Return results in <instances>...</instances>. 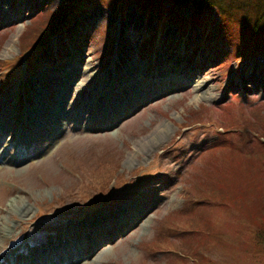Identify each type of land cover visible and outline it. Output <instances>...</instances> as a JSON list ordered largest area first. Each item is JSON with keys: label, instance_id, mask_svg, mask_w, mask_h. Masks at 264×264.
I'll return each mask as SVG.
<instances>
[{"label": "rangeland", "instance_id": "374dc122", "mask_svg": "<svg viewBox=\"0 0 264 264\" xmlns=\"http://www.w3.org/2000/svg\"><path fill=\"white\" fill-rule=\"evenodd\" d=\"M7 3L24 16L8 23L0 19V117L4 112L23 120L36 107L35 78L50 70L53 63L48 59L55 62L57 49L63 47L70 51L68 58L71 53L77 58L83 54L95 65L90 70L94 76L72 93L71 107L81 105L103 73L110 81L115 62L126 60L125 53L142 56H132L140 64L141 83L147 91L155 85L161 91L144 95L135 104L121 91L124 81L116 80L113 87L121 98L115 101V95L105 94L106 117L96 116L94 106L82 111L83 120L92 123L105 122L112 112L117 119L110 127H75L73 118V127L55 140L50 135L6 148L9 154L21 148L26 155L14 164L0 162V221L14 227L6 238L0 236L5 248L0 256L14 248L35 247L40 233L67 242L66 230L72 227L77 233L76 225H83L86 215L100 207L111 211L136 193L142 203L157 195L144 207L149 223L142 226L135 220L103 246L96 241L98 253L93 255L85 247L89 256L79 264H264V90L247 81L254 69L264 74V53L250 51L246 58H234L230 44L221 37L214 9L203 15L201 23L183 9L191 20H184L185 38L180 41V30L171 22L159 24L157 15L143 14L134 5L119 15L105 2L86 6L88 10L71 26L26 51L24 35L30 31V37L43 27L61 0ZM107 32L113 39L109 43L103 39ZM150 40L154 46L147 47ZM171 65L177 68L176 83L181 85L172 97L163 90L165 83L154 84L153 77ZM193 73L207 79L214 91L228 79L233 86L224 87L214 99L198 98L185 81ZM122 104L126 111H121ZM163 123L169 135L147 148L146 154L133 155L138 141H146ZM17 127L27 131L16 120L11 135ZM29 152L35 153L27 156ZM14 199L30 207L29 215H18L11 204ZM60 227L65 230L60 232Z\"/></svg>", "mask_w": 264, "mask_h": 264}, {"label": "bare ground", "instance_id": "6f19581e", "mask_svg": "<svg viewBox=\"0 0 264 264\" xmlns=\"http://www.w3.org/2000/svg\"><path fill=\"white\" fill-rule=\"evenodd\" d=\"M6 3L7 0H0V19L4 22L8 23V20L13 22L15 20L18 21L24 16L23 14L21 15V13L17 12L18 10L16 5H9L10 2L6 5ZM4 4L7 6L6 10H2V6ZM11 12H14V14H11ZM133 20L134 17L131 18V22H133ZM48 46L45 49V53H48L47 51L50 48ZM56 52L59 53L55 62H52L51 58L48 59L49 63H53V65H55H52L50 70L42 72V74L35 78V85L39 88L38 92L34 95L36 107L33 111L27 112L23 116V120L20 118V115L14 116L15 120H13L11 116H5L4 112L0 117V133L2 134V131L5 132L2 136L3 139L0 140L1 163L8 162L10 164H14L19 162L18 160H21L23 157L25 158L26 154L23 150H21V148L20 150L15 149V151L9 154L7 152L8 150H6L7 147H21L24 143L29 145L34 142L35 139H45L50 135H52L50 137L55 140L63 130H66L68 127H73L70 124L73 118H75V127L98 126V124H100L101 128L102 126L110 127L113 125L117 119L115 117L117 115L112 114L110 111L109 114H107V117L109 115L111 116H109V119L107 118L105 122L98 120L96 123H92L90 121L85 122L83 120L82 111L84 108L94 106L96 108L94 112L96 116L99 115L100 119L106 117L103 114L108 112L105 111V108L107 107V103L104 102L105 94L111 93L112 95H115V101H119L121 98L120 90L113 87L114 83L116 86V80L119 81L122 79L124 81V87L121 88V91L125 90L128 97L130 95L135 104H138L142 96L155 95L158 91H161V89L156 87V85L151 89V91H147L141 83V78L144 76L141 77L139 69L140 64L135 63L132 56L135 58L142 56L139 54L135 56L125 53L124 57L126 60L120 59L124 66H122L119 61L115 62L116 72L112 74V79L110 81L106 80V73H103L96 79L94 85L89 89L87 92L88 94H86L81 105L76 108L71 107L70 97L72 96V93H74L76 89L83 86L86 80H90L94 76V72L90 70L95 65L90 59L86 57L84 58L83 54H81V56L79 55L77 58L74 53H71V56L68 58L67 55H70V51L66 47H63V49L58 48ZM139 53H142V51ZM64 61L66 62L63 63ZM60 64H63V67H61ZM170 68H160L157 73L158 76L157 74H154L153 77L154 84H156V82L161 84L162 81L165 83V86L162 88L166 91L165 93H169L172 97L181 85L176 83V78L180 76L176 73L177 68H172V65ZM194 74L195 73L190 74L187 77L188 80L185 81H187V85L189 84V86L197 92L198 98L214 99L222 94L221 91L224 87L233 86V82L228 79L226 80L224 87L220 88V91L216 88L214 91V89L208 84L207 79H202L200 77L197 78ZM247 78V81L251 80L252 83L254 82L252 86H255L256 89L259 91L264 90V74L262 69L257 68L252 70ZM48 87L49 90H47ZM54 87H56V90ZM197 95L195 96L196 98ZM121 107V111L127 110L126 104H122ZM12 111L13 109L11 110V113ZM29 117L32 118V122L29 120ZM16 120H21L22 125L24 124L26 126L27 131H25V133L24 130L22 131L20 128V124V127H17L11 135L10 132L13 130V123H15ZM168 132L169 129L165 123L158 125L154 133L147 138L146 141H138V146L132 154L135 155L139 152L142 153L143 151V154H146L148 151L147 148H153L154 145H157L163 136L169 135ZM6 134H10L8 141H5L6 139L4 140V136H6ZM34 153L29 152L27 156H32ZM0 168H2V166H0ZM156 196L152 199L153 201L142 203L139 201L140 199H138L139 196L135 193L132 200H126L128 201L127 203H124L123 201L117 203L118 206L113 207L111 211L105 210L101 207L98 208L102 210L91 212L83 218V225H76L77 233L76 230L72 229V227L71 230L70 228L69 231L66 230V236L68 239L66 244L64 240H60L61 238L49 239L47 235L43 236L40 233L36 244H32L35 247H29L28 249L18 247L16 249L14 248L13 250H9L3 256H0V264H79L83 258L89 256L84 254L85 247L87 248L94 244L92 248L87 250V252L91 251L90 254L93 255L98 253L96 241L101 243L103 246L104 242L112 241L111 239L118 233V229L135 222V220H141L142 226H146L149 221L147 218L145 219L144 213L147 209L145 208L144 210V207L146 204L154 202L157 199ZM11 204H13L15 208L17 207V213L20 216H27L31 212L30 207L28 205H24L22 199H14ZM134 210L136 211L134 212ZM129 215L133 217L130 218ZM76 226H74V228H76ZM13 228L14 227L9 223L0 221V236L6 238L11 231L13 232ZM58 230L61 232L64 231L65 228L60 227ZM1 249L5 248L0 246V250ZM80 264L87 263L85 262Z\"/></svg>", "mask_w": 264, "mask_h": 264}, {"label": "trees", "instance_id": "16d2710c", "mask_svg": "<svg viewBox=\"0 0 264 264\" xmlns=\"http://www.w3.org/2000/svg\"><path fill=\"white\" fill-rule=\"evenodd\" d=\"M97 2H105L119 15L130 5L137 7L143 14L151 12L158 16L159 24L166 21L176 25L180 30V41L185 38V30L182 29L184 20H191L182 14L183 9L188 8L192 19L198 23H201L203 15H208L214 9L218 13L217 27L221 37L230 44L234 58H246L250 51L264 53V0H61L57 10L50 11L43 27L35 29L30 37V31L24 35L26 40H22L25 42L23 50H31L47 36L58 32L62 27L71 26L77 16L88 10L89 7L86 6ZM103 39L106 43L113 40L108 32ZM151 46H154L153 40L147 44V47Z\"/></svg>", "mask_w": 264, "mask_h": 264}]
</instances>
